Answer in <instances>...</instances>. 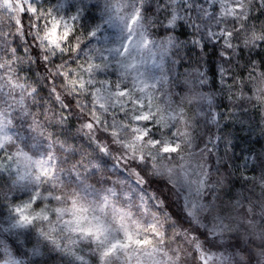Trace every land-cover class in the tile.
Listing matches in <instances>:
<instances>
[{"label":"clouds","instance_id":"obj_1","mask_svg":"<svg viewBox=\"0 0 264 264\" xmlns=\"http://www.w3.org/2000/svg\"><path fill=\"white\" fill-rule=\"evenodd\" d=\"M229 15L216 30L195 0H0V251L264 264V0Z\"/></svg>","mask_w":264,"mask_h":264},{"label":"snow or ice","instance_id":"obj_2","mask_svg":"<svg viewBox=\"0 0 264 264\" xmlns=\"http://www.w3.org/2000/svg\"><path fill=\"white\" fill-rule=\"evenodd\" d=\"M181 3H186V0H181ZM213 3H219V4H221V7L223 9L224 0H213ZM117 11H119V9H117ZM133 19H135V17ZM90 34H95V32L90 33ZM145 43H147V40H145ZM138 118L147 119V115L145 114L143 117H138ZM25 207H28V205H25ZM16 211L17 212H20L21 209L17 208ZM56 211L58 213H62L63 210L60 209V208H57ZM37 215H39V214H37ZM46 218H47V216L45 215V219ZM81 219H82V217H79V216H76L75 217V222H76L77 225L79 224V222H80ZM20 220L21 221L29 222L31 220V217L21 215ZM78 230H79V228H74L73 229V231H78ZM83 231H85V232H92V233H94V235L96 236V238L99 239L100 236L104 232H106V229H104V228H102L100 226H97L95 229H93V228H86V229H83ZM42 235L45 236V238H47V239H50V240L52 239L50 236H47V234H43L42 233ZM125 236H126V239H125V243L123 245H120V241L119 240L115 241L114 243L111 244L110 247H107L106 249H104L101 258L102 259H106L107 256L109 255V253H111L117 247V245H120V246L124 247V246H127V243L129 241H132L133 243H136V244H142V243H147L148 242L146 240L145 241H140V240H134L133 241V238H132L131 234H129L127 232H125ZM105 239H107V237H105ZM71 243H74V241H72ZM101 243H103V241H101ZM56 246L57 247H60L59 243H57ZM33 254L38 255L39 254V248H34L33 249ZM0 255H3L5 257L4 264H21V261H19L18 259L14 258L11 255V253L7 252L6 250L0 251ZM78 259H79V264H88V262H87L86 259H84L82 257L81 258H78Z\"/></svg>","mask_w":264,"mask_h":264},{"label":"trees","instance_id":"obj_3","mask_svg":"<svg viewBox=\"0 0 264 264\" xmlns=\"http://www.w3.org/2000/svg\"><path fill=\"white\" fill-rule=\"evenodd\" d=\"M226 1H228V3H226L225 0H224L225 6H226V4H227V5H228V4L231 5V0H226ZM195 3H196V4H200V5H202L204 8H206V7H205L206 5H210V6H211V13H210V14H211V17H214V18L219 17L218 19H216V20L219 21V23H215V21H213V23H211V24L209 25L210 27H212V28L218 30L220 24H232V25H235V20L233 19V17H232L231 15H229V13L226 14L224 18L215 15L216 13L219 12V9H217V8H219V7H218L219 3H213V0H195ZM228 6H229V5H228ZM230 9H231V8H230ZM230 9H229V10H230ZM230 11H231V10H230ZM230 11H229V12H230ZM209 51H210V49H209Z\"/></svg>","mask_w":264,"mask_h":264},{"label":"rangeland","instance_id":"obj_4","mask_svg":"<svg viewBox=\"0 0 264 264\" xmlns=\"http://www.w3.org/2000/svg\"><path fill=\"white\" fill-rule=\"evenodd\" d=\"M225 2L228 3V1H226V0H225ZM228 5H229V6H228ZM228 5L226 4V6H225V3H224V4H223V9H222L221 4H219V5H218L219 8H217V9H219V12L216 13L215 15L224 18L225 15L228 14L229 11L231 10V9H230V8H231V5H230V4H228ZM205 7L208 9L209 13H211V6H210V5H206ZM229 9H230V10H229ZM218 18H219V17H217L216 19H218ZM215 23H216V22H215Z\"/></svg>","mask_w":264,"mask_h":264}]
</instances>
